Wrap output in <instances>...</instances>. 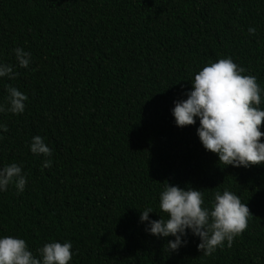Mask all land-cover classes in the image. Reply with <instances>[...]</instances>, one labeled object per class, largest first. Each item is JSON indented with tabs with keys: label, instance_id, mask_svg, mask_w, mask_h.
Returning a JSON list of instances; mask_svg holds the SVG:
<instances>
[{
	"label": "trees",
	"instance_id": "trees-1",
	"mask_svg": "<svg viewBox=\"0 0 264 264\" xmlns=\"http://www.w3.org/2000/svg\"><path fill=\"white\" fill-rule=\"evenodd\" d=\"M229 57L264 90V0H0V63L18 73L0 77V105L9 85L28 97L22 114L0 113V169L17 164L27 180L22 193L0 191V238L37 256L70 241L69 264H264V164L220 165L199 118L181 128L172 112L203 67ZM37 135L51 156L31 152ZM166 181L201 190L209 209L217 191L233 192L253 214L247 229L211 256L190 229L165 251L175 237L140 217L167 219Z\"/></svg>",
	"mask_w": 264,
	"mask_h": 264
},
{
	"label": "clouds",
	"instance_id": "clouds-1",
	"mask_svg": "<svg viewBox=\"0 0 264 264\" xmlns=\"http://www.w3.org/2000/svg\"><path fill=\"white\" fill-rule=\"evenodd\" d=\"M254 35L255 28L248 29ZM14 54L21 68H28L31 54L22 48H15ZM246 69L239 67L232 58H222L203 67L192 81V90L187 92L186 100L175 101L172 110L178 127L196 124L200 126L197 135L205 150L219 156L220 165L249 168L264 164V110L262 90L257 79L252 75H242ZM13 66L0 63V77L15 78ZM8 107L0 105V113L22 114L28 100L26 94L17 88L7 86ZM0 129L8 131L7 125ZM35 155H52V150L40 136L33 137L30 145ZM52 161L45 159L41 170L50 168ZM27 184L22 169L17 164L6 165L0 169V191H7L14 185L18 194ZM201 190L182 189L172 186L167 181L160 194L159 208L167 215L160 220H149L151 208L142 211L141 222H148L146 231L157 237L174 236L165 245V251L171 253L187 244L183 239L190 229L194 236L200 238L198 250L204 256H211L218 248L232 247L234 238L241 235L248 227V220L253 215L241 202L238 195L225 189L221 194H214L212 208H206ZM72 243L51 242L38 249L39 255L29 250L22 238L7 236L0 238V264H69L72 260Z\"/></svg>",
	"mask_w": 264,
	"mask_h": 264
}]
</instances>
